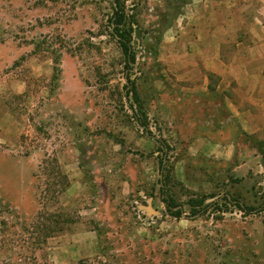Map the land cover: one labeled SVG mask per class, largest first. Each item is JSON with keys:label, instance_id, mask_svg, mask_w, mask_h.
Here are the masks:
<instances>
[{"label": "rangeland", "instance_id": "rangeland-1", "mask_svg": "<svg viewBox=\"0 0 264 264\" xmlns=\"http://www.w3.org/2000/svg\"><path fill=\"white\" fill-rule=\"evenodd\" d=\"M218 1L221 19L232 18ZM182 2L126 1L127 68L108 1L0 0V264H264V139L230 117L212 75L207 91L200 78L189 88L183 74L193 59L205 72V47L188 43L202 19L189 7L197 2ZM126 75L139 103L126 95ZM58 169L69 183L62 193ZM211 194L206 204L218 205L192 217L187 201ZM225 195L263 211L245 216ZM48 217L55 232L43 243L32 227Z\"/></svg>", "mask_w": 264, "mask_h": 264}, {"label": "crops", "instance_id": "crops-1", "mask_svg": "<svg viewBox=\"0 0 264 264\" xmlns=\"http://www.w3.org/2000/svg\"><path fill=\"white\" fill-rule=\"evenodd\" d=\"M232 1L225 2L226 10L232 13V18L225 20L220 17L223 1L194 0L197 3L189 6L199 8L196 11L202 18L192 32L195 35L198 31L196 38L191 34L188 43L197 45L200 40L205 47L198 58L205 72L198 73L193 59L183 76L192 81L191 90L197 89L193 80L200 78L201 90L207 91L212 75L217 79V90L222 88L226 95L230 117H235L248 135L264 139V0H259L262 1L259 9L252 7L254 0ZM228 32H234L229 40ZM228 42L231 51L223 52ZM258 154L262 158L260 150ZM259 171L264 173L261 165Z\"/></svg>", "mask_w": 264, "mask_h": 264}, {"label": "trees", "instance_id": "trees-1", "mask_svg": "<svg viewBox=\"0 0 264 264\" xmlns=\"http://www.w3.org/2000/svg\"><path fill=\"white\" fill-rule=\"evenodd\" d=\"M105 1H108L111 4L112 11H113L112 16L110 18V21L112 22V31L110 32V35L117 41L118 46L122 54L124 55L126 67L131 68V66L135 62V54L131 47L132 38L127 28L130 24V17H131L126 10L127 0H105ZM188 2L189 0H183L182 4L183 5L188 4ZM176 11L173 15H170V13L164 14L165 15L164 19H166L165 25H162L164 29L171 27L173 20L179 14L178 11L177 12ZM130 30L132 29L130 28ZM158 33H159L158 36H155V35L151 36L152 40L154 41V44L152 45L154 53H156L157 47L159 43L161 42L163 30H158ZM125 80L127 82L124 86V89H126V95L130 97L134 103H139V94L136 89V85L134 81L130 80L128 75H126ZM140 113H141L140 117L135 115V121L137 122V125L145 131L146 135L151 136V133L148 131V124L146 121L147 119L145 117V114L143 112H140ZM157 143L161 147L164 148L165 152L169 150V146L166 144L164 140L159 139L157 140ZM258 143L260 144L261 142H258ZM164 150H161V151H164ZM260 153L262 155L263 163H264V153H262L261 151ZM58 176L61 178V181L63 184V189L61 190V193H62V192H65L66 188L69 186V183L65 175H63L59 171V169H58ZM235 181L239 182L240 180H235ZM160 193H161V203L164 205L166 211L172 217L180 218L183 213L180 205H178L170 196H168L165 193L164 187L160 188ZM214 197L215 196L211 194V195L199 196L197 198H190L186 203V205L189 207L190 215L192 217H197V216L203 215L209 208L213 206L216 207L218 205V202H217L218 200L215 202H211L210 204H206L207 199H213ZM221 200L224 201L225 205H228V206H231L237 209L238 211L243 213V215L245 216L256 215L263 211V208L261 207L247 206L244 203H242L240 200L233 198L231 196H228V195L223 196ZM215 209L218 210V208H215ZM46 221L52 222V220L49 219L48 217L45 219L43 224L42 223L40 224L37 221L32 227V230L38 229L39 231L43 232L44 234L43 235L44 239L42 238L43 243H45L47 238H49L48 235H51V233L55 232V230H53L51 227L45 224ZM53 222L57 227L55 229H58V232L61 233L63 231V228L59 227L60 221L55 220Z\"/></svg>", "mask_w": 264, "mask_h": 264}]
</instances>
